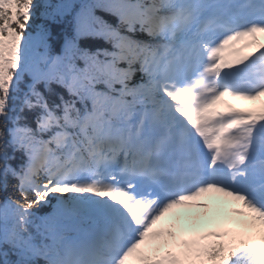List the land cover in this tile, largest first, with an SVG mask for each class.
<instances>
[{
    "label": "snow or ice",
    "instance_id": "1",
    "mask_svg": "<svg viewBox=\"0 0 264 264\" xmlns=\"http://www.w3.org/2000/svg\"><path fill=\"white\" fill-rule=\"evenodd\" d=\"M261 37L264 0H0V264H264Z\"/></svg>",
    "mask_w": 264,
    "mask_h": 264
},
{
    "label": "rangeland",
    "instance_id": "2",
    "mask_svg": "<svg viewBox=\"0 0 264 264\" xmlns=\"http://www.w3.org/2000/svg\"><path fill=\"white\" fill-rule=\"evenodd\" d=\"M206 202H208L212 206L213 210H216V208H217V202H220L221 203V201L219 199H213V198L207 199ZM182 213L183 212H181V214ZM181 223L183 224L184 221H181Z\"/></svg>",
    "mask_w": 264,
    "mask_h": 264
},
{
    "label": "trees",
    "instance_id": "3",
    "mask_svg": "<svg viewBox=\"0 0 264 264\" xmlns=\"http://www.w3.org/2000/svg\"><path fill=\"white\" fill-rule=\"evenodd\" d=\"M38 23H39V21H37ZM100 46H105V45H102V42H101V45ZM16 164H17V162H13V166L15 167L16 166ZM12 183H15L14 181L12 182ZM12 193V188H11V186L9 187V194H11Z\"/></svg>",
    "mask_w": 264,
    "mask_h": 264
},
{
    "label": "bare ground",
    "instance_id": "4",
    "mask_svg": "<svg viewBox=\"0 0 264 264\" xmlns=\"http://www.w3.org/2000/svg\"><path fill=\"white\" fill-rule=\"evenodd\" d=\"M222 212H224V213H227V211H228V209L227 208H221L220 209ZM183 221V220H182Z\"/></svg>",
    "mask_w": 264,
    "mask_h": 264
}]
</instances>
